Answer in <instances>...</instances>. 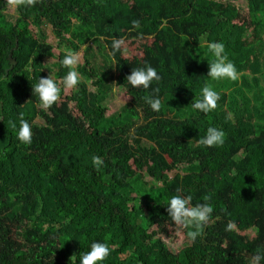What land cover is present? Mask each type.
Returning <instances> with one entry per match:
<instances>
[{"label": "trees", "instance_id": "trees-1", "mask_svg": "<svg viewBox=\"0 0 264 264\" xmlns=\"http://www.w3.org/2000/svg\"><path fill=\"white\" fill-rule=\"evenodd\" d=\"M238 1L19 0L10 22L9 2L0 0V264H71L93 241L110 246L104 264H252L264 257V0H246L245 8ZM114 38L139 43V54L127 57L122 47L113 58ZM205 40L224 43L236 81L208 77L213 57ZM89 44L113 63L130 99L112 117L103 104L107 72L88 48L78 86L63 89L68 69L60 61ZM11 52L17 64L4 77ZM49 58L61 97L44 109L33 87L49 76ZM146 63L161 79L132 88L127 76ZM205 85L221 96L207 114L190 107ZM155 88L159 111L144 101ZM21 113L33 125L30 144L12 127ZM210 126L225 132L222 146L195 142ZM93 156L104 164L97 168ZM177 192L194 205L210 197L214 207L194 241L191 229L168 216ZM230 222L235 228L227 231ZM180 235L188 244L173 253L168 243L179 244Z\"/></svg>", "mask_w": 264, "mask_h": 264}, {"label": "clouds", "instance_id": "clouds-1", "mask_svg": "<svg viewBox=\"0 0 264 264\" xmlns=\"http://www.w3.org/2000/svg\"><path fill=\"white\" fill-rule=\"evenodd\" d=\"M133 28L139 27V21H133ZM203 39V37L201 38ZM207 48L212 55V59L208 62L209 72L208 77L213 80L227 78L236 81L240 73L236 65L229 60L223 42L205 40ZM125 44L123 38H114L111 42V54L113 58ZM81 54L75 50H69L60 61L62 67L68 71L63 79V89L69 90L78 86L80 82V72L77 70L80 63ZM161 79L157 69L150 64H145L143 67L135 68L131 74L127 76L126 81L132 88L149 89L153 82H158ZM33 93L39 97L40 107L48 109L52 107L61 97V86L50 74L48 77H40L39 82L33 87ZM154 95L144 98L152 110L159 111L162 106V98L158 95L159 89H153ZM221 96L215 89L205 85L202 89V96L195 98L190 107L199 113L207 114L215 110L218 106ZM12 127L17 131V139L24 144H30L33 138V125L29 120L20 114L19 123L12 122ZM198 145L205 147L222 146L225 142V132L218 127H208L203 137H199L195 141ZM93 164L99 168L104 164V161L99 156H93ZM191 195H182L179 192L173 195L166 207L168 216L176 225L191 229L188 235L191 240H196L204 225L211 219L214 207L207 202L210 197H205L204 203H192ZM235 228L233 223H228L226 230L231 231ZM110 246L107 242L93 241L90 245V250L82 252L79 256L71 258V264H75V259L79 257V264H104V261L110 256ZM264 257L256 255L252 258V264H260Z\"/></svg>", "mask_w": 264, "mask_h": 264}, {"label": "rangeland", "instance_id": "rangeland-1", "mask_svg": "<svg viewBox=\"0 0 264 264\" xmlns=\"http://www.w3.org/2000/svg\"><path fill=\"white\" fill-rule=\"evenodd\" d=\"M7 1L9 2V7H8L7 12H5L4 15L6 16L8 21L15 22L16 17H17V5H18L19 0H7ZM236 5L245 8L246 0H239L236 3ZM46 33L48 36V42L56 46V40L53 37L51 33V29L49 27L46 28ZM138 46H139V43L125 42L123 46V48L126 49L125 56L131 57L133 55L139 54ZM87 48L89 49L87 53L90 55L91 61L93 62V64L97 66L98 68H105L104 71L107 72V85L105 87V100L103 104L107 108V117H112L118 114L121 110H123L126 104L130 102V99L125 95L124 89L118 87L116 84L115 77H114L115 74L113 70V63L111 61L105 60L106 54L99 52V50L96 47H94L92 44H89L86 48L85 47L82 48V50L80 51L81 59H80L79 65L84 63V51L86 53L85 49ZM55 53H58L57 50H55ZM45 63H46L48 74L49 75L52 74L54 77V74L57 71L56 66H55L56 61L54 59L49 58V59H46ZM88 90L91 93L95 91L93 90L91 83L88 84ZM137 123L138 125L141 124L140 121H138ZM35 124L38 126H43L44 122L40 118H38L35 121ZM144 145L148 146V143L144 141ZM144 180L151 185L153 184V180L147 176H144ZM251 234L253 233L251 232ZM177 241L179 242V244L177 245H172L170 244V242L168 243V247L173 253H178L180 249H182L184 246L188 244V242H186L185 237L183 235H180Z\"/></svg>", "mask_w": 264, "mask_h": 264}, {"label": "water", "instance_id": "water-1", "mask_svg": "<svg viewBox=\"0 0 264 264\" xmlns=\"http://www.w3.org/2000/svg\"><path fill=\"white\" fill-rule=\"evenodd\" d=\"M16 49H17V46H16L15 50H16ZM12 55H13V52H11V54L9 55V61H10L11 66H10V68L6 71L4 77H7L8 74H9V72H10L11 70H13L14 67L16 66V64H17L16 60L12 57Z\"/></svg>", "mask_w": 264, "mask_h": 264}]
</instances>
